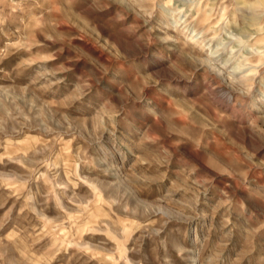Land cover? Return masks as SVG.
<instances>
[{
  "label": "rangeland",
  "instance_id": "rangeland-1",
  "mask_svg": "<svg viewBox=\"0 0 264 264\" xmlns=\"http://www.w3.org/2000/svg\"><path fill=\"white\" fill-rule=\"evenodd\" d=\"M0 264H264V0H0Z\"/></svg>",
  "mask_w": 264,
  "mask_h": 264
}]
</instances>
